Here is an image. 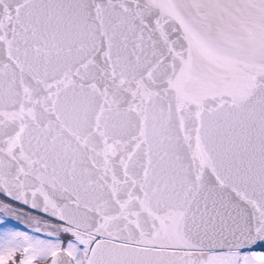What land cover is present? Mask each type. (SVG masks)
<instances>
[{
	"label": "snow or ice",
	"instance_id": "1",
	"mask_svg": "<svg viewBox=\"0 0 264 264\" xmlns=\"http://www.w3.org/2000/svg\"><path fill=\"white\" fill-rule=\"evenodd\" d=\"M0 264H264V0H0Z\"/></svg>",
	"mask_w": 264,
	"mask_h": 264
},
{
	"label": "flooded vegetation",
	"instance_id": "2",
	"mask_svg": "<svg viewBox=\"0 0 264 264\" xmlns=\"http://www.w3.org/2000/svg\"><path fill=\"white\" fill-rule=\"evenodd\" d=\"M13 223H15V222H13ZM21 228H22V226H21Z\"/></svg>",
	"mask_w": 264,
	"mask_h": 264
}]
</instances>
